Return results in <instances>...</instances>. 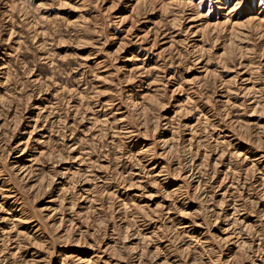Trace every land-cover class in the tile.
Wrapping results in <instances>:
<instances>
[{
	"label": "rangeland",
	"instance_id": "374dc122",
	"mask_svg": "<svg viewBox=\"0 0 264 264\" xmlns=\"http://www.w3.org/2000/svg\"><path fill=\"white\" fill-rule=\"evenodd\" d=\"M0 264H264V0H0Z\"/></svg>",
	"mask_w": 264,
	"mask_h": 264
}]
</instances>
